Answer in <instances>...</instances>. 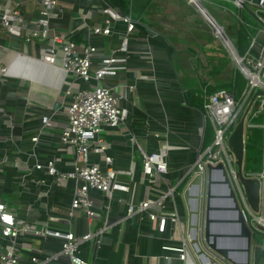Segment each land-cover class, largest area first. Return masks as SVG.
Wrapping results in <instances>:
<instances>
[{
    "label": "crops",
    "instance_id": "1",
    "mask_svg": "<svg viewBox=\"0 0 264 264\" xmlns=\"http://www.w3.org/2000/svg\"><path fill=\"white\" fill-rule=\"evenodd\" d=\"M15 1L22 2L27 22L20 38L0 30V66H8L7 74L0 75V199L14 209L21 221L32 222L38 227L46 224L52 228L71 227L78 235L87 232L94 234L90 241L82 245V254L90 264H200L192 253V247L190 254L193 262L181 260L177 253L163 250L164 244L172 243L169 241L171 228L161 236L153 231L151 223L146 219L142 222L134 219L121 221L125 207L116 202L112 204L109 217L111 221L117 220L119 224L107 229L101 236H96L108 216V200L96 191L93 196L97 217L88 220L79 213L70 219V223L66 220L50 222V215L66 217L72 188H55L45 196L44 188L31 185L30 179L44 177L42 171L33 168L38 159L59 155L63 158L59 167L63 169H67L73 160L71 149L61 142L60 135L67 121L64 106L70 101L66 91L75 82V76L66 75L59 64L53 65L42 60L46 41L40 36H34L31 41L26 40L25 33L28 28H39L36 23L41 16L38 3L31 0ZM191 1L196 5L200 2ZM224 1L235 6L231 0ZM98 2L100 1L59 0L58 13L51 15L53 31L60 35L65 34L67 38L77 42H91L104 53L117 49L127 25L123 22H114L112 34H94L91 27L96 23H102L105 16L96 8ZM6 4L7 0H0V5ZM238 8L240 11L243 10ZM196 11L201 14L200 10L196 9ZM139 13V17L132 12L130 14L138 24L130 35L134 50L126 53L128 55L126 68L106 80L118 95H123L121 104L129 111L126 123L120 124L118 128H106L104 138L110 142L107 152L113 156L114 164L118 167L133 166L132 178L139 181L142 177L143 160L140 153L135 151L130 137L136 136L147 151L157 150L160 139L168 141L172 145L169 158L170 171L163 180L177 185L187 171V163L195 159L198 150L204 149L211 143L206 139L205 106L202 108L196 99L192 100L190 94L194 89L191 90L190 87L198 82L194 88L196 93H200L199 90L206 92L214 85L211 72L215 61L219 62L215 59L216 56L222 54L221 50L214 49L215 54L207 57V67L204 69L208 71L202 76L203 73H199L194 66V59L197 57L193 46L186 45L184 40L173 33H168L167 23L160 21L161 15L150 23L145 17L149 14L145 12L144 7L142 12L139 8ZM142 16L144 19L141 18ZM195 22L201 24L202 20L197 18ZM212 29L214 31V27ZM214 33L224 42L222 38L224 36H220L218 32ZM252 37L250 35L247 37L249 46ZM255 37L260 38L258 34ZM259 47L260 43L254 47L257 48V54ZM100 56L99 54L95 59L98 60ZM184 80L192 81L193 85L184 84ZM77 87L86 88L88 83L79 80ZM44 115H51L56 125L44 127L40 131ZM38 132L41 133V137L39 142L35 143L32 137ZM129 140L131 144L128 143ZM4 152L10 157H18L19 161L30 166L29 171L16 164L17 159L10 157L4 164L1 160ZM91 161L102 163V159L97 154L91 156ZM213 177L217 178L218 174L213 172ZM23 178L26 180L25 183ZM46 178L51 180L49 176ZM188 180L189 178L185 182ZM185 182L183 180L179 185V194L175 198V206L179 212L184 208L186 210L183 192L188 182L183 189H180ZM146 183L149 184V181ZM169 184L161 182V186L153 190H165ZM144 186L145 183L139 186L141 198L144 196ZM223 188L215 184L213 190L222 193ZM13 195L16 198L11 205L10 198ZM178 197L181 199L180 205L177 202ZM215 204L226 203L224 199L218 198ZM214 229L230 230L232 227L214 226ZM19 240L24 248L21 254L24 263L30 262V255L43 256L60 247V240L57 238L45 240L29 234L20 237ZM165 255L171 257L165 259ZM47 264H69V262L63 257L55 263ZM252 264H264L262 244L252 245Z\"/></svg>",
    "mask_w": 264,
    "mask_h": 264
},
{
    "label": "built area",
    "instance_id": "2",
    "mask_svg": "<svg viewBox=\"0 0 264 264\" xmlns=\"http://www.w3.org/2000/svg\"><path fill=\"white\" fill-rule=\"evenodd\" d=\"M31 1L38 3L41 16L36 21L38 29L28 28L26 30V40L31 41L34 36H40L46 41L42 60L53 65L59 64L66 75L75 76V82L66 91V95L70 96V101L64 106L67 121L62 127L60 135L61 142L71 149L73 160L67 169H63L59 167L63 162V158L59 155L45 157L43 160L38 159L33 168L42 171L44 177H31L30 179L31 185L44 188L45 196H48L55 188H72L66 217L50 215V222L66 220L70 223V219L79 213L86 216L88 220L97 217L98 212L93 196L96 191L108 200L107 221L104 226L98 229L96 236H101L107 229L119 224L117 220L111 221L109 217L112 204L116 202L125 207L121 221L134 219L142 222L146 219L151 223L153 231L161 236L171 228L172 234L169 241L172 243L164 244L162 248L164 251L177 253L178 258L187 261L188 254L191 252L187 238V216L185 211L179 212L175 206L179 185L187 178H189V183L195 175H202V213L204 217L210 177L209 166L216 168L218 164L222 163L248 225L251 229L264 232V164L263 170L259 172H250L247 175L243 173L245 177L255 178L258 181L260 191L258 212L260 214L257 215L248 202L239 179V171L234 167V164L237 166V157L229 146L231 134L245 115L244 160L246 159L245 125L255 104L259 105L260 109L253 112V118L262 112L260 126L264 129V18L260 15V12H264V0H231L235 6L240 8H244L248 1L256 7L254 15L262 25L257 34L262 36L263 40L258 41L259 38L253 36L251 45L244 55L238 52L233 42L237 51V55L234 56L235 60L238 62L242 74L248 79L249 87L240 103L237 102L236 92L226 88H219L208 95L205 112L214 129L212 142L204 149L198 150L195 159L187 163V171L177 185L169 184L163 180L170 171L169 158L172 145L168 141L160 139L157 150L147 151L136 136L130 137L135 151L140 153L143 160L142 177L141 180L136 181L132 178L134 175L133 166L123 168L114 164L113 156L107 152L110 144L102 137V132L106 128H118L120 124L126 123L129 117L128 109L121 104L123 95H118L114 91V87L106 83V80L126 68L127 54L134 50L130 35L136 30L138 22L130 15H124L113 7L109 0H102V2L99 0L96 8L105 16L102 23H96L91 27L94 34H112L114 22H123L127 25L125 34L121 36L119 47L109 53H104L91 42H77L67 38L65 34L60 35L53 31L51 15L58 13L59 0ZM26 22L21 1L7 0L5 6L0 5V30L20 38L23 35ZM258 43H260L258 54L254 55L252 50ZM99 54L101 56L96 60L95 57ZM7 72L8 66H0L1 76L6 75ZM79 80L87 82L88 87L78 88L77 81ZM259 90H262L263 93H258ZM54 125L56 122L53 121V117L44 115L40 131L44 127ZM40 137L41 133L38 132L36 136L32 137V141L37 143ZM93 154L99 155L102 163L91 161ZM9 157L4 152L1 157L4 164L9 160ZM10 158L17 159L16 164L18 163L28 171L31 168L26 163L19 161L18 157ZM213 172L218 174L215 180H224L221 169H214ZM47 176L51 180L47 179ZM23 179L25 180V178ZM146 181H149V184ZM23 182L25 183L26 180ZM161 182L169 184L168 187L165 190H153V188L161 186ZM143 183H145L144 196L141 198L139 186ZM218 184L224 187L223 184ZM169 204H171L170 207ZM177 226L181 232L180 238L175 237ZM29 234L45 240L57 238L60 240V247L43 256L30 255V262L24 263L21 255L24 248L19 239ZM93 236L94 234L91 232L78 235L71 227L52 228L48 224L38 227L32 222L21 221L14 209L0 199V264H47L55 263L63 257L68 260L69 264H90L82 254V245L90 241ZM174 241L181 243L175 244ZM164 257L169 259L171 256L165 255Z\"/></svg>",
    "mask_w": 264,
    "mask_h": 264
},
{
    "label": "rangeland",
    "instance_id": "3",
    "mask_svg": "<svg viewBox=\"0 0 264 264\" xmlns=\"http://www.w3.org/2000/svg\"><path fill=\"white\" fill-rule=\"evenodd\" d=\"M136 1H140L141 5L147 2L145 0H125V3L128 4L129 6L128 9L130 10V12H132V14L139 17L138 15L139 10L137 9V6H134V2ZM149 1L151 5L144 7L145 12L147 13L149 12L148 13L149 15L147 16L145 15V17L149 20L150 23H152L155 19L159 18L161 15L160 21L167 23L168 27H166V29L168 33L175 34L176 36H178V38L184 40L186 45L190 44V46H193L195 50V57H197L196 59H194L195 61L194 66L199 73H203L202 76L206 75L205 73H207L208 71L204 69L207 67V63H208L207 57H209L210 54H215L213 53L214 49L221 50L222 56L220 55L219 57L216 56L217 61H219L221 58V63H222L221 67L227 70L228 67L233 68L234 66V69L238 73L237 86L234 89L236 91L237 102L240 103L249 87L248 79L242 74L241 70L237 68L229 51L224 46L221 39L215 35L211 26L205 21L204 17L201 14H199L196 11V9L189 3V0H149ZM202 1L204 5L207 7V9L214 16V18L218 20V22H220V24H222L225 27V30L231 35L230 38L235 43L238 52L241 55L246 54L247 50L250 47L249 46L250 42H248L246 32H248L249 33L248 35L250 36H255L258 33L259 29L262 28L261 23L254 15L256 11V7L253 6L252 3L248 2L247 6L244 7L242 11H240L238 7H235L231 5L230 2H226L224 0H202ZM141 18H143V16ZM197 18L202 20L201 24H198L199 22L198 23L195 22ZM262 40H263L262 36H260L258 41H262ZM257 48L253 49L252 54L257 55ZM226 52H228V56L226 55L227 54ZM229 57L231 60H229ZM226 89L232 91L230 85H228ZM259 109H260L259 105L255 104L254 108L249 114L245 125V137H246V145L248 147V152L246 154L256 156L258 154L257 153L258 150H260L262 158L259 163L260 165L259 167L261 168L256 169L259 167H257L253 162L245 166L246 160H244L242 171L245 175H247L250 172H259L263 170L264 129L260 126V123L262 121V117L260 116L262 115V112L259 113L257 117L253 118V112ZM250 124H253V126H250ZM205 127H206V139L212 142L214 136V129L209 117L207 118ZM105 134L106 131L104 130L102 132V137H104ZM107 142L110 144L109 141ZM234 167L237 171H239L238 165L236 166L234 164ZM187 182H185L183 186L180 187V189H183L185 184H187ZM15 198L16 196L14 195L11 196L10 198L11 205H13V200ZM177 199H178L177 202L180 205L181 199H179V197ZM183 211L186 212L185 208L181 209V212ZM255 213L257 215L260 214V212L258 211H256ZM175 237L176 238L181 237V232L178 226L176 228ZM256 243L262 244L264 246V232L253 228L252 245L253 244L255 245ZM192 253L195 256L194 251ZM188 261L193 262V258L190 253L188 254Z\"/></svg>",
    "mask_w": 264,
    "mask_h": 264
},
{
    "label": "water",
    "instance_id": "4",
    "mask_svg": "<svg viewBox=\"0 0 264 264\" xmlns=\"http://www.w3.org/2000/svg\"><path fill=\"white\" fill-rule=\"evenodd\" d=\"M197 1H200L202 8L214 19L225 34L226 40H224L226 44L224 42L223 44L229 51L237 68H240L234 57L237 55L236 48L226 32L225 27L214 18L202 0ZM189 3L198 11L200 10L191 0H189ZM200 13L213 28V24L201 10ZM260 15L264 18V12H260ZM258 93H263V91L259 90ZM244 119L245 115L240 119L231 134L229 146L237 157L239 179L247 195L248 202L255 211H258L260 201L258 181L255 178L245 177L242 171L245 158ZM128 143L131 144L130 140ZM209 169L210 177L204 217L202 213V175H195L183 192V199L186 204L187 230L190 246L200 264H252V229L248 225L245 214L239 205L228 173L222 163L218 164L216 168L210 165ZM214 169H221L223 171L224 180L218 181L213 178ZM218 183L224 186L222 193H217L213 190L214 185ZM218 198L224 199L226 204H215ZM214 226H228L232 227V229L215 230ZM220 240L222 241L221 243ZM203 241L206 245L203 244Z\"/></svg>",
    "mask_w": 264,
    "mask_h": 264
},
{
    "label": "trees",
    "instance_id": "5",
    "mask_svg": "<svg viewBox=\"0 0 264 264\" xmlns=\"http://www.w3.org/2000/svg\"><path fill=\"white\" fill-rule=\"evenodd\" d=\"M109 1L113 5V7H115L118 10H120L124 15H130L131 14L130 10L128 9L129 6H128V4L125 3V0H109ZM145 1H147V2L145 4H143V5L140 4V1H136V2H134V6H137L138 10L140 8V12H142L143 7L151 5L149 0H145ZM139 14L140 13H138V15ZM246 34H247V37H248L249 33L246 32ZM230 37H231V35H230ZM226 53H227L226 55L228 56V52H226ZM229 60H231L230 57H229ZM212 62H213V60H212ZM221 65H222L221 58H220L218 63L215 61V65H214V67L212 69V72H211V77H212V79H214V85L209 87L206 90V92H204L202 90H199L200 93H196L197 91L194 88V86L198 85V82H195L194 85L192 84V81L188 82L187 80H184V82H183L186 85L187 84L193 85L190 88H191V90H193V89L194 90L191 92L190 95L192 96V100L196 99L197 100L196 102H198V105H200L202 108H204L205 103H206V101L208 99L207 96L210 93H212L213 91H215V90H217L219 88H227V86L230 85L232 91L236 92L234 88L237 86V78H238L237 71L234 69V66H233V68L228 67V69L225 70L223 67H221ZM247 152H248V147H247L246 153ZM257 153L258 154L256 156L246 154V159H245L246 160V165L245 166L249 165L251 162L255 163V165L257 167L260 166L259 163H260L261 158H262L260 150H258ZM260 168L261 167L256 168V169H260Z\"/></svg>",
    "mask_w": 264,
    "mask_h": 264
},
{
    "label": "bare ground",
    "instance_id": "6",
    "mask_svg": "<svg viewBox=\"0 0 264 264\" xmlns=\"http://www.w3.org/2000/svg\"><path fill=\"white\" fill-rule=\"evenodd\" d=\"M198 4L199 5H197V6L199 7V9L203 12V14L207 17V19L213 24L214 32H218L220 34V36H224V37H222L223 40L224 39L226 40L225 34L222 32L221 28L216 24L214 19L202 8L200 2ZM225 40H224V43L226 44ZM193 204H195V203H193Z\"/></svg>",
    "mask_w": 264,
    "mask_h": 264
}]
</instances>
